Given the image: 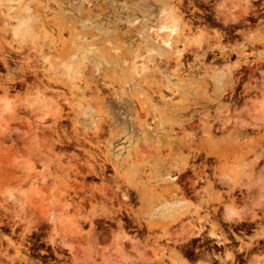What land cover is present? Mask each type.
Returning <instances> with one entry per match:
<instances>
[{"label":"rangeland","instance_id":"rangeland-1","mask_svg":"<svg viewBox=\"0 0 264 264\" xmlns=\"http://www.w3.org/2000/svg\"><path fill=\"white\" fill-rule=\"evenodd\" d=\"M0 264H264V0H0Z\"/></svg>","mask_w":264,"mask_h":264},{"label":"bare ground","instance_id":"bare-ground-1","mask_svg":"<svg viewBox=\"0 0 264 264\" xmlns=\"http://www.w3.org/2000/svg\"><path fill=\"white\" fill-rule=\"evenodd\" d=\"M159 34H160V32H159ZM156 35H157V34H156ZM161 36H162V35H161ZM163 37H165V36H163ZM159 38H160V37H159ZM167 39H168V38H167ZM172 39H173V38H172ZM172 39H171V40H172ZM174 39H175V38H174ZM158 40H159V39H158ZM169 40H170V39H169ZM171 40H170V41H171ZM169 44H170V43H169ZM231 74H232V73H231ZM178 170H179V169H178ZM182 201H183V199H178V200H175V202H173V203L170 202V204H169L170 207H169V208L172 209V210H174L175 212H176V210H180V209H179V206H180V205H183ZM176 205H178V206L175 207ZM176 208H177V209H176ZM180 213H181V212H180ZM177 214H178V213H174L172 216H176ZM195 226H197V225H195ZM197 228H199V227L197 226ZM186 229H187V227H186ZM186 229H185V230H186ZM187 230H189V231H188V232H185V233H190V234H191V233H192V234H195V233H196V235L198 234V232L195 231L196 229H194V231H193V230H190V229H187Z\"/></svg>","mask_w":264,"mask_h":264}]
</instances>
